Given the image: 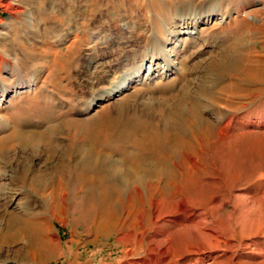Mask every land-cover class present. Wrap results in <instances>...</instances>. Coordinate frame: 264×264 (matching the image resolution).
<instances>
[{
  "label": "bare ground",
  "instance_id": "bare-ground-1",
  "mask_svg": "<svg viewBox=\"0 0 264 264\" xmlns=\"http://www.w3.org/2000/svg\"><path fill=\"white\" fill-rule=\"evenodd\" d=\"M12 2L2 4L9 16L0 33V244L21 240L25 254L0 264H41L52 255L48 229L66 222L67 203L73 209L84 204L98 234L145 211L152 224L164 220L212 240L207 248L194 242L181 256L164 235L140 264H217L219 232L211 214L208 222V209L185 210L178 198L176 209L160 214L158 199L205 180L208 162L236 160L222 140L236 123H251L244 111L264 95V0H129L123 18L87 26L74 19L71 39L54 30L39 39L45 28L38 27L39 17L29 8L27 20H16L24 8ZM45 3L43 20L55 7ZM70 9L59 13L76 18ZM207 23L212 30L201 37L197 27ZM68 40L63 50L59 45ZM83 41L87 57L75 66L74 87H64L59 112L38 114L36 125L11 121L9 98L40 100L39 82L70 72L68 62ZM187 41L192 64L203 56L194 75L182 65L180 47ZM179 75L185 83L177 87ZM31 195L41 199L39 208ZM163 230L157 225L153 236Z\"/></svg>",
  "mask_w": 264,
  "mask_h": 264
},
{
  "label": "rangeland",
  "instance_id": "rangeland-1",
  "mask_svg": "<svg viewBox=\"0 0 264 264\" xmlns=\"http://www.w3.org/2000/svg\"><path fill=\"white\" fill-rule=\"evenodd\" d=\"M10 1L22 6L25 11H19L15 17L16 20L22 22L27 20L26 10L29 8L35 18L39 17L38 27H45L37 32L39 39L52 30L59 31L61 35L66 36V39H71L74 19H77L81 25L87 26L88 21L94 19L108 20L116 16L123 18L129 0H73L71 2L52 0L55 7L52 14L44 20V10L48 4L45 2L48 0L42 1L43 3H39L38 0ZM4 2L5 0H0L1 36L6 31L4 22L9 16V13L3 10ZM63 7L64 9L71 7L70 10H73L76 18L70 20L67 19V16L60 14L59 11H63ZM197 28L200 30L201 37H208L207 33L212 30L210 23L200 24ZM28 37V35L25 36L26 39L37 45V39ZM223 38L224 36L221 39L223 40ZM208 39L209 41L213 40V38ZM66 44L69 46V40L65 44L61 42L59 46L64 50ZM39 45L41 46L42 43ZM188 45L192 47V42L187 41L184 44V49L182 46L180 47L183 57L182 65L187 68L188 73L194 75L196 71L200 70L196 64L203 59V56L195 60V64H192L195 53L186 52L185 47ZM194 48L197 49L196 46ZM71 57L68 62L70 72H54L50 76V81L39 82L37 88L42 92L40 100L26 98L24 94L9 98L5 110L7 117L14 122L36 125L38 114L49 111L59 112V108L64 105V87H74L76 83L74 76L77 71L75 66L77 63L83 66L87 57V45L84 41L80 43L76 56ZM28 76L32 77L30 74ZM183 77L185 78L184 75H179L175 78L177 87L185 83ZM139 90L147 93L153 92V89L146 87H141ZM155 93L160 95L162 92L156 91ZM244 113L247 114L243 116L249 117L251 123L247 125L236 123V126L233 125L234 134L224 138L223 144L221 143L222 148L223 145L225 147L233 146L236 160L227 163L228 161L223 158L225 161L220 159L208 162L205 180L190 183L189 188L175 198L165 196V198L158 199L160 214L176 209L178 198L184 200L183 208L185 210L195 209L196 206L198 207L197 212H204L203 210L208 209V222L211 214L216 220H213L211 224H216V229L219 232L217 245L220 258L217 264H264V95L255 98ZM117 139L118 142L119 138ZM125 140L123 136V145H126ZM228 143L229 145H227ZM41 154H43L42 151ZM70 197L69 194L67 198ZM30 199L33 200L36 209L42 204L41 199L35 195H31ZM137 205L139 204L135 201V206L138 207ZM77 209H73L70 203H67L64 211L67 216L66 222L54 221V225L48 229L47 237L54 239L53 252L41 264H140V259L152 254L151 249L155 246L154 240L161 239L166 235L170 239V244L181 256L185 255V253L183 254L184 249L189 246L192 247L199 243H202L205 248L211 246L212 240L209 237L208 239L205 234H202L204 238L200 235L203 238L200 239L195 231L179 230L178 226L166 223L164 220L152 224L145 211L139 215L133 212L128 219L122 222L121 227L98 234L93 224L90 223V215L86 213L85 205L83 204ZM156 224L163 227L164 230L162 234L154 237L153 230L157 226ZM22 242L17 240V242L10 243L8 247L0 244V260L6 259V257L9 260H21L25 254V244ZM163 262L165 261L158 264H163ZM206 262L210 263L208 260ZM27 264H33L32 260L28 259Z\"/></svg>",
  "mask_w": 264,
  "mask_h": 264
}]
</instances>
